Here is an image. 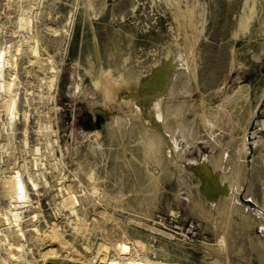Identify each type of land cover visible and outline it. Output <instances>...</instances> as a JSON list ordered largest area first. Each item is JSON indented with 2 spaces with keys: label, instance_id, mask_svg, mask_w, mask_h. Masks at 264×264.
Segmentation results:
<instances>
[{
  "label": "rangeland",
  "instance_id": "rangeland-1",
  "mask_svg": "<svg viewBox=\"0 0 264 264\" xmlns=\"http://www.w3.org/2000/svg\"><path fill=\"white\" fill-rule=\"evenodd\" d=\"M30 5V31L14 33L19 9ZM28 35L37 36L42 58L50 57L59 71L52 103L40 99L44 86L40 71L28 62ZM20 43L16 114L0 123V182L12 168H30V149L41 147L44 179L38 180V195L22 175L33 204L24 209L25 221L37 211V225L55 223L77 251L85 253L73 218L56 205L59 171L75 191L76 211L85 214L89 228L101 224L113 231L117 223L130 240H141L150 255L180 264H209L211 257L219 264H264L251 248V241L264 240L259 231L264 215V132L259 126L264 0H0V46L10 44L13 52ZM161 65L168 67L167 80L159 91L161 104L153 105H167L175 114L164 116L172 140L154 154L143 149L145 136L127 113L136 109L145 117L151 114L153 105L143 99L154 93L147 82ZM96 80L116 89L120 103L114 98L104 103ZM243 84L246 99L225 101ZM247 114L252 119L242 153L239 137ZM112 117L121 122L112 125ZM39 123L55 131L53 157L44 149ZM110 130L117 133L112 136ZM171 141L178 147L175 151ZM169 150L173 155H167ZM155 155L161 158L158 165ZM54 157L59 159L57 169L51 166ZM221 179L240 186L233 198L241 214L222 208L227 190L218 189L211 195L216 203L209 202L208 192L222 186ZM7 206L0 194V210ZM170 230L182 231L183 237ZM90 231L94 251L102 240L94 228ZM25 234L31 250L25 257L42 264L39 251L49 242L37 248L28 231ZM2 258L7 257L1 247L0 264H5ZM66 260L50 261L72 264Z\"/></svg>",
  "mask_w": 264,
  "mask_h": 264
},
{
  "label": "bare ground",
  "instance_id": "bare-ground-1",
  "mask_svg": "<svg viewBox=\"0 0 264 264\" xmlns=\"http://www.w3.org/2000/svg\"><path fill=\"white\" fill-rule=\"evenodd\" d=\"M36 1L38 2V0ZM19 10L21 11L18 13V17L16 21V26L18 31H14V33L26 31L27 34L30 31V24L32 23L30 17L28 16V13L30 11L32 12V7L30 5L28 7H24V8L22 7ZM50 31L53 34L58 32L55 29H50ZM25 38H27L26 43H28L27 46L28 47L27 50L29 51L28 56L30 55L28 57V62H30L32 66L34 65V67L38 68V70L40 71L38 72L41 75L40 77H38L39 74H37V77L41 81L40 87L44 86L43 88L44 90L41 91L40 99L46 100L45 101L46 103H49V101L52 103L54 99V94L52 92L56 91L59 71L54 66V63L50 59V57L42 58L39 51V40L36 35L35 36L28 35ZM21 54H22V43L17 44L13 52H11L10 44L4 47L0 46V123L1 124H3L4 118L6 120L13 114H16V110L14 109L13 105L16 104V102L19 99L18 86L20 85V82H18L16 67H17L18 56L21 57ZM6 70L8 71V76H7L8 78L6 77L7 79L4 76V72ZM157 70L158 71L156 72V77L151 82H147V84L150 85L152 89H154V93L151 95V97H149V99L146 98L143 99L144 102L147 101L148 105L149 104L153 105L154 103L161 104L160 103L161 99L159 98L161 92L159 93V91L164 88V83L167 80L166 73L168 72V67L165 65H161L160 67L157 68ZM107 80H110L111 82V79H107ZM104 81L105 84L103 86L101 85L102 82L100 80L94 81L95 86H99L98 87L99 91L101 92V95L103 97L102 101L108 103L110 100L114 98V100H116L115 101L116 103L118 102L120 103L121 99L119 100V98L117 97L116 89L114 90L113 88L107 86L106 84L107 81L106 80ZM114 82L116 81L114 80ZM141 86H144V84H141ZM116 88H119L118 85ZM151 88L150 90H152ZM25 93H26L25 101L27 104H29L28 99L26 98L27 95L29 94V92L27 93V89L25 90ZM169 94L170 95L172 94L171 90H169ZM247 94H248L247 85L245 84L239 85L230 94L227 95L225 101L229 100L230 98L231 99L236 98V100L246 99ZM161 95L163 94L161 93ZM111 102L112 101H110V103ZM134 102L135 101H133V103ZM259 104L260 102L258 103V106ZM258 106L256 109H258ZM219 108L222 109V107ZM154 109H157V111L155 112ZM134 110L135 112L129 110L127 114L129 118H131L130 120H132V125L137 124L140 127V134H143L145 136L143 138V144H142L143 149L145 150L146 153L148 151H153L154 154H159L162 151L161 149L163 147L162 146L163 143L165 144L167 143L168 145L169 143L168 141L172 140L169 139V132L167 133L165 131L166 129L164 126L167 121L165 120L164 116L174 115L175 113H171V108L167 105L164 109H161V107L158 105L157 106L153 105L152 108H150L151 114L148 115V117L141 115L139 113L140 111L138 112L136 111V109ZM142 114H146V113H142ZM245 117H246V122L242 127V134L239 137L240 138L239 145H241V147L238 148L242 153H245L246 151L245 136L248 130V125L252 119V116L249 114H247V116ZM23 118L24 119L26 118L25 111L23 112ZM120 122H121L120 117H112V122H111L112 125L116 126V124H119ZM259 126L261 130H264L263 120H260ZM38 128H39L38 132H40L41 137H43V140L45 141L44 149L47 150L48 156L53 157L54 156L53 149L56 148L55 146H53V144L55 143L57 144V139L52 138V136H54L55 131L50 129V125L48 123H39ZM110 133L112 136H114L117 132L116 130H110ZM171 142H170L171 143L170 146H172L171 150L175 151V149H177L178 147L175 146V143L173 144V141ZM24 145H26V142H24ZM173 151L169 150L167 155L168 156L173 155L174 153ZM30 154L32 156V164L30 168H28V166L24 164H23L24 166L22 172L20 170H16L15 168H12L11 170H8L6 168L8 170L6 171L7 176L3 177V179L0 182L1 199L3 198L8 203V206L5 209L0 210V248L1 247L3 248L5 252V256L7 257L6 259L2 258V263L8 264L10 262L14 264H36L37 261L35 260V257L34 258L32 257V260L27 259L25 257V254L27 253V249H28V246L26 245L27 238L25 231H28V234L30 235V239L32 240L33 245L36 246L37 248L38 246H42V245L45 246L44 243L49 242L48 245L45 246L42 252L39 251L38 257H40V261L42 262V264H55L53 261L50 260H57V259H62V260L67 259L66 261L71 262L72 264H180L177 262L165 260L150 255L147 251L146 245L141 240L139 239L133 241L130 240L128 236L124 234L125 233L124 230H122L117 225V223L112 225L113 231H109L107 228L101 226V224L93 225L94 227L92 228H94V230H96L100 234L102 240L101 242L97 243V246L93 251L89 243L90 236L92 235L90 230L92 228H89V225H87L85 217H83V215L85 214L77 213L75 203L73 202L74 199L73 195L75 194L74 193L75 191L72 189L70 184L65 183V181L63 180L64 175H61V172H59L58 170H56L58 171L56 177L57 187L54 189L57 192L56 205L59 206L61 211L67 212L73 218L74 233L76 235L81 236L82 239H84V242L81 245L85 253L82 254L78 252L75 246L72 244V242L68 241L63 236L62 234L63 232H61V230L55 223L46 222L45 225L42 227L37 225V221H38L37 211L32 212L30 214L29 218L26 220L28 221L27 224L23 226V224L26 222L24 220L26 215H22L23 213L26 212L24 209L30 207L33 204H32V198L30 197V193L28 189H26V186L23 184L22 175L26 177V183L28 188L33 192H35V194L37 195L39 194V190H40L39 187L40 182L38 180L40 178L44 179V175L39 168L40 166L39 158L42 155L41 147H39L38 145L32 147L30 149ZM155 158L157 160V165H158L159 164L158 161L161 160V158L160 156L157 157L156 155ZM52 161L53 163L51 164V166L57 169V162L59 161V159L54 157ZM233 172L234 171H232V173ZM223 181H221V183ZM221 183H217V184L220 185ZM206 187L209 188L208 185ZM239 187L238 188L234 187L233 184L224 181L222 186H216V187L214 186V190H210V192H208V194H210L209 196L210 201L209 199L207 200L212 204L215 202L214 201L215 199L212 198L213 193L215 191H217L218 189L219 191L227 190L228 192L226 196L228 197V201H223L222 203L223 205H221L222 208L230 207V209L233 208L235 212L240 213L241 211L238 207H236L233 198V195L236 194L235 192H237L240 189ZM218 210L219 209H217V212ZM101 217L104 220H109V217L106 216L105 213H102ZM65 220L67 221V219ZM260 222L262 223V225L260 224L259 226L260 236L264 237V215L262 216ZM27 227L28 229L24 230V228ZM218 234L220 235V233ZM218 238L223 239V235L219 236ZM251 242H252L251 248L253 250H256L255 252L257 258L260 261H264V240L258 242L255 241H251ZM28 251L31 250L28 249ZM209 264H219V262L217 259L211 257Z\"/></svg>",
  "mask_w": 264,
  "mask_h": 264
},
{
  "label": "built area",
  "instance_id": "built-area-1",
  "mask_svg": "<svg viewBox=\"0 0 264 264\" xmlns=\"http://www.w3.org/2000/svg\"><path fill=\"white\" fill-rule=\"evenodd\" d=\"M263 108H262V113H263V115H262V117H261V119L260 120H263L264 121V95H263ZM262 132H264V130H261ZM176 230H178V229H176ZM169 231V230H168ZM179 231V230H178ZM176 232V231H174V230H170V232L172 233V234H174L175 236H180V237H183V233H182V231H180V232Z\"/></svg>",
  "mask_w": 264,
  "mask_h": 264
}]
</instances>
